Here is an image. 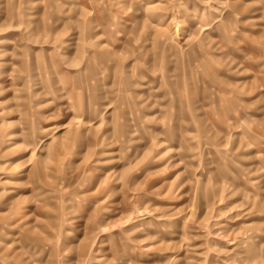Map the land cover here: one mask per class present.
I'll use <instances>...</instances> for the list:
<instances>
[{
    "label": "rangeland",
    "instance_id": "rangeland-1",
    "mask_svg": "<svg viewBox=\"0 0 264 264\" xmlns=\"http://www.w3.org/2000/svg\"><path fill=\"white\" fill-rule=\"evenodd\" d=\"M0 264H264V0H0Z\"/></svg>",
    "mask_w": 264,
    "mask_h": 264
}]
</instances>
